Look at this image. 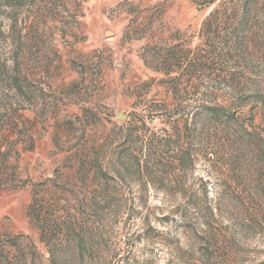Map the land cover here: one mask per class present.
I'll return each mask as SVG.
<instances>
[{
	"label": "rangeland",
	"instance_id": "374dc122",
	"mask_svg": "<svg viewBox=\"0 0 264 264\" xmlns=\"http://www.w3.org/2000/svg\"><path fill=\"white\" fill-rule=\"evenodd\" d=\"M210 1L0 0V264H264V0Z\"/></svg>",
	"mask_w": 264,
	"mask_h": 264
},
{
	"label": "trees",
	"instance_id": "16d2710c",
	"mask_svg": "<svg viewBox=\"0 0 264 264\" xmlns=\"http://www.w3.org/2000/svg\"><path fill=\"white\" fill-rule=\"evenodd\" d=\"M215 1L217 0H211L208 2V4H214ZM230 18L226 14V12L220 8H216L213 12H211L208 16V18L204 21L202 24L203 26V32L206 30H211L212 27L214 26H225V24L229 23ZM216 28V27H214ZM208 50H202V49H196V51L193 53V56L189 58H184L183 54H179L177 57V53L174 55L173 58L170 59H165L162 62H160V66H156L155 71L161 72L164 77H167L169 81H171L172 86L171 89L173 92H177L179 86L181 85V77H174L171 78V74L175 73L174 71H180L183 66L186 65L184 71H189L192 70L194 71L195 77L199 78L201 70L206 69L209 66H214L216 65V60H217V49L221 51V48H217L215 44L210 43L207 46ZM158 63V62H157ZM183 71V72H184ZM183 74H181L182 76ZM208 78L209 82L214 83H223L225 84L228 88H232V85L235 84V79L233 77L229 76H214V75H209L206 76ZM220 81V82H219ZM170 84V82H168ZM206 112L208 115H210L214 119H219L221 117L224 118V120H233L235 119V116L232 115L231 113H226L224 110H222L221 107L216 106V105H210V106H204ZM179 147V146H178ZM181 149V147H179ZM177 150V148H176ZM181 153V152H180ZM13 168L10 166L7 162V158H5L3 155L0 158V191L4 189L5 185L6 188L10 185H12L11 181L7 178L6 170ZM13 176V174H10V176ZM88 174L84 176V179L86 180ZM8 180H7V179ZM44 204H46L45 199L43 196L38 198V194L34 192L32 196L31 203L28 208V216L30 218L31 223L40 231L41 235V241L45 243V245H48V243L51 240V233L53 232V229H55V225H60L64 224L65 219L63 217H58V219L54 216L55 214H48L47 212H44L43 215V210H44ZM63 220V221H62ZM18 261V257L15 258H5V260H12ZM7 262V261H6Z\"/></svg>",
	"mask_w": 264,
	"mask_h": 264
}]
</instances>
